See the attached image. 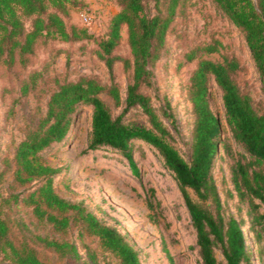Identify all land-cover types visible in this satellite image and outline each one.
Wrapping results in <instances>:
<instances>
[{"label":"trees","instance_id":"obj_1","mask_svg":"<svg viewBox=\"0 0 264 264\" xmlns=\"http://www.w3.org/2000/svg\"><path fill=\"white\" fill-rule=\"evenodd\" d=\"M121 9L111 17L106 34L96 38L99 56L113 72L117 60L133 69L127 88L126 109L139 105L148 115L150 125L127 121L123 112L117 116L101 96L109 93L117 105L122 103L117 83L101 82L96 77L82 76L60 82L47 102V110L28 126L18 143L14 158V176L27 183L37 180L28 194L16 192L0 194V264H50L44 261L28 241H17L12 235L11 210L22 202L32 205L38 222L49 226L55 234L36 233L20 217L18 224L30 231L35 242L63 255L80 258L76 242L56 232L67 231L77 222L100 239L102 246L116 255L119 264H142L138 250L114 225L103 222L82 201H72L55 188V174L59 167L47 163L43 151L66 138L75 114L86 105L93 108L91 133L85 150L108 145L119 149L133 162L131 145L145 141L154 145L164 157L165 165L178 180L197 232V245L203 264H224L216 254L221 245L227 264H250L243 223L258 243L260 264H264V108L258 106L249 90L242 88L235 78L241 63L235 55L222 53L224 43L215 38L202 41L186 52V60H197L190 77L189 93L194 114L189 157L172 143L170 127L157 111L149 94L140 90L151 83V67L160 58L166 44L169 27L183 0H118ZM244 32L257 70L264 82V0H211ZM29 21V25L27 22ZM127 26L132 60L115 54L122 29ZM41 36L74 41L95 37L87 28L68 25L56 10H48L46 0H0V65H12L18 58L32 53ZM220 53V58L206 56ZM214 81L222 91L226 121L233 137L244 151L239 152L231 166L233 189L239 197V210L247 209L249 219L242 214L226 216L219 188L213 174L221 144L223 122L211 108L210 87ZM27 90V83L23 86ZM165 114H169L167 109ZM134 163V162H133ZM135 171L136 168L135 164ZM193 188L199 199L194 198ZM233 194V190L230 191ZM234 195V194H233ZM209 202L212 205H206ZM72 213L61 216L52 211ZM15 215H19L14 211ZM21 228V229H22ZM83 264H100L96 253L88 250Z\"/></svg>","mask_w":264,"mask_h":264},{"label":"rangeland","instance_id":"obj_2","mask_svg":"<svg viewBox=\"0 0 264 264\" xmlns=\"http://www.w3.org/2000/svg\"><path fill=\"white\" fill-rule=\"evenodd\" d=\"M48 10L58 11L66 23L85 27L95 37L66 41L41 36L32 53L16 59L14 64L0 65V194L23 192L28 194L37 180L23 183L14 176V152L29 125L35 123L47 110L50 94L60 82L76 80L82 76L96 77L103 83L115 82L120 87L122 103L117 105L106 91L101 96L109 104L113 115L123 112L130 122L150 125L149 117L141 106L126 109L127 88L133 78V69L117 60L110 71L98 50L96 38L106 34L113 14L121 9L118 0H46ZM153 11L154 0H149ZM93 14L86 24L83 14ZM29 25V21L27 22ZM115 54L132 60L127 26L122 29ZM220 39L225 46L222 53L235 55L241 69L235 78L242 88L252 93L258 106L264 108V82L257 70L244 32L234 24L211 0H183L169 27L166 44L160 58L151 67V83L140 90L151 96L157 111L172 131L171 141L189 157L194 114L190 99V77L197 60H186V52L202 41ZM206 56L220 58V53ZM27 83V90L23 86ZM210 105L223 122L222 138L229 149L221 144L213 167L226 216L241 214L249 219L247 209L239 210V197L233 189L231 166L243 147L237 143L226 121L222 91L211 82ZM167 109L169 114H165ZM93 108L86 105L75 114L65 139L53 143L43 151L44 160L59 167L55 174V188L59 194L82 201L105 223L116 226L138 250L142 264H203L197 245V232L191 213L173 171L165 165L158 149L145 141L131 145L133 162L119 149L108 145L85 150L88 145ZM138 171H135V167ZM191 195L199 199L193 188ZM233 190V194H231ZM210 205L209 202H205ZM32 205L22 202L9 213L12 235L17 241H28L38 255L50 264H83L88 250L96 253L100 264H119V260L106 250L97 235L82 227L80 222L67 231L56 232L76 242L80 258L60 254L32 238L31 232L18 224V217L36 233H51L49 226L36 220ZM212 208V205H210ZM17 211L19 215H15ZM61 216L72 213L60 212ZM250 264H260L258 243L243 223ZM22 228V229H21ZM217 257L227 264L221 245L216 246Z\"/></svg>","mask_w":264,"mask_h":264},{"label":"built area","instance_id":"obj_3","mask_svg":"<svg viewBox=\"0 0 264 264\" xmlns=\"http://www.w3.org/2000/svg\"><path fill=\"white\" fill-rule=\"evenodd\" d=\"M83 21L86 24H90L93 21V14H91V13H84L83 14Z\"/></svg>","mask_w":264,"mask_h":264}]
</instances>
